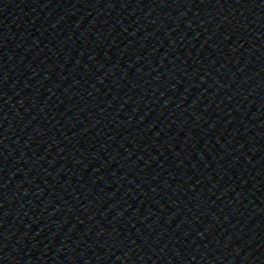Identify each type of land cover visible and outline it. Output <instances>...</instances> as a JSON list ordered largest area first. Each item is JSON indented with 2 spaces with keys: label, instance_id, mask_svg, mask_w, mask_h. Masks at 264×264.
Returning a JSON list of instances; mask_svg holds the SVG:
<instances>
[{
  "label": "water",
  "instance_id": "1",
  "mask_svg": "<svg viewBox=\"0 0 264 264\" xmlns=\"http://www.w3.org/2000/svg\"><path fill=\"white\" fill-rule=\"evenodd\" d=\"M0 264H264V0H0Z\"/></svg>",
  "mask_w": 264,
  "mask_h": 264
}]
</instances>
